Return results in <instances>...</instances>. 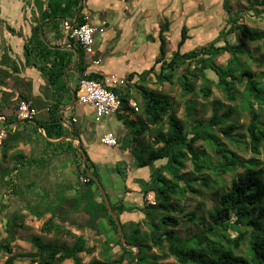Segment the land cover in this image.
<instances>
[{
  "label": "trees",
  "instance_id": "trees-1",
  "mask_svg": "<svg viewBox=\"0 0 264 264\" xmlns=\"http://www.w3.org/2000/svg\"><path fill=\"white\" fill-rule=\"evenodd\" d=\"M81 1L82 12L76 26L86 22L82 14L86 0H32L30 13L33 21L29 37L22 44L23 63L12 61L8 57L9 55L4 52L1 56L0 117L3 116L2 111L11 105L8 98L10 96L6 95L7 93H4L5 91L2 89L7 88L9 79L16 83L23 82V77L20 76L23 68H35L45 79L46 88L52 95L50 99L47 98L46 102L34 103L35 107L38 104L43 106L42 108L48 106L45 114L36 115L31 121L18 120L16 111L19 101H30L32 96L26 92L29 86L26 81L27 90L25 93H19V99L10 107L11 117L3 116L4 121L0 122V131L5 128L6 135L0 140V174L2 178L5 174L9 175V170H2L1 163L12 161L13 165L10 171H18L27 163L21 157L22 151L17 150L18 145L24 141L21 135L23 131H19V128L12 131L8 126L14 123L22 126V123H25L21 127L22 129L26 130L29 127L31 132L43 139L46 146H51L53 143L50 140H60L68 136L69 129L64 127L63 114L59 111L72 101L83 74L90 80L102 79L101 74L88 70L89 68L84 62V52L74 41H69L74 47L73 51L48 42L47 33L49 30L55 33L56 39L62 37V22L72 23ZM256 4L263 5L264 0H260ZM16 9V15L23 14L22 6H17ZM222 9L226 15L224 17L226 21L224 26L217 31L214 40L182 53L181 47L189 39L188 30L183 26L176 50L170 56H167L165 37L170 22L165 19L158 30V55L153 65L141 73H130L126 78L127 85L123 91L113 89L114 92L120 93L121 105L125 111L124 114L116 113V115L123 119V124L126 127L123 135L116 138V146L122 150H129L134 159H132V166L137 169L155 165L150 170L148 180L137 179L143 198L141 207L126 208L122 203L116 206L110 204L121 224L125 244L138 248L135 264H166L161 263L160 260L169 257L174 261L167 264H264L263 170L255 169L256 162L253 159L244 161L235 152L228 150L217 141L218 133L222 134L229 142L234 141L236 126L229 124L227 127L221 128L232 115V111L226 110L219 114L221 107L219 104H214L213 113L207 121H195L192 117L193 105H187L186 115L190 119V124L185 127L181 119L175 116L176 109L169 98L140 85L136 92L140 96V114L144 117V121L139 119L137 124L140 125L135 126L136 121L129 119L128 111L131 110L132 113H135L127 106L128 100L132 99L129 89L135 82L144 84L146 78L152 74L158 83L178 84L184 95L194 92V80L198 78L202 81L199 91L203 98H208L211 94L212 81L207 77V72L210 71L216 76L215 86L220 88L229 100L236 99V85L244 83L242 107L248 114V122L245 126V136L248 138L247 146L253 155L256 156L260 153V148L264 146V82L257 81L254 74L243 67L238 57L244 53L241 44H231L226 40V37L238 34L249 41H259L263 36L253 33L245 25L238 23L241 16L239 13L230 14L228 0H223ZM17 18L19 17L17 16ZM3 23L5 30L10 35L23 37L21 31ZM220 39H223L224 44L216 45ZM74 52L79 56L76 66L79 76L77 85L70 89L64 78L66 69L76 63L77 56L75 57ZM223 54H229L231 58L224 66L218 65L216 58ZM155 65H159L157 72L154 69ZM65 98L67 100L64 101ZM165 117L167 130L164 132L161 128ZM70 124L74 128L73 136L78 138L76 124L73 122ZM5 125L7 126L5 127ZM38 129L43 130L45 137L38 132ZM147 130H149V135L150 132H153L154 139L148 144L139 143L136 145L135 142L139 141V138ZM198 141L211 144L217 149L219 163L212 168L214 172L217 174L233 173L235 178L226 191L218 194L216 204L213 205L212 210L208 211L209 224L188 238L181 239L177 235L179 227L192 225L196 221L203 225V222L195 211L186 212L184 207L178 205V202L183 200L187 193L200 195L201 192L196 186L210 187L209 175H201L204 169H211L210 159L195 147ZM56 146L64 147V150L67 151L72 150L70 141L60 140ZM76 151L78 152V149ZM161 160H165V164L157 166L156 162ZM187 162L192 165V173L195 175L193 178H189L185 173H180ZM86 166L87 170L94 174L100 182L99 174L95 167L90 165L88 157ZM119 166L120 164L116 165L115 170L123 178V169ZM239 167L246 168L242 174H236ZM78 173L87 176L80 156ZM164 173L169 177H166ZM95 194L98 196L99 202L94 200ZM148 195L152 196L153 204H145ZM77 196V202L84 201L83 210L87 215L86 223L77 226L79 233L65 227L62 222L56 221L58 217L56 209H43L35 214L36 218L41 219L48 212L51 213L41 227L42 233L68 235L73 238V243L70 246H65L45 242L39 235L32 236L29 241L35 249V253L30 258V264H61L66 260H71L73 264H82L80 254L91 255L94 253V246L88 245L90 238L101 239L103 255L102 259H94L88 264H121L124 258L128 259L127 264H131L134 251L120 243L117 225L108 213L94 180L89 177V182L84 185L83 190L79 191ZM134 211L143 215L140 221H121L120 216L124 212ZM99 219L106 221L109 230L98 229L96 222ZM15 221L16 217L11 222L15 224ZM141 223L147 226L148 232L141 231ZM113 237L115 240L112 239ZM245 243V253L236 254L235 252L241 251V247ZM152 247L161 252L162 256L149 255ZM116 248L121 250V255L119 258L113 259ZM0 249L10 255L9 247L0 246ZM13 261L14 257L9 256L5 264H13Z\"/></svg>",
  "mask_w": 264,
  "mask_h": 264
},
{
  "label": "rangeland",
  "instance_id": "rangeland-1",
  "mask_svg": "<svg viewBox=\"0 0 264 264\" xmlns=\"http://www.w3.org/2000/svg\"><path fill=\"white\" fill-rule=\"evenodd\" d=\"M259 1L260 0H228V6L230 8L229 12L231 15L234 13L240 14L241 19L238 22L239 24L245 25L247 28L252 30L253 33L261 35L263 36V38L259 41H249L243 38L241 35L235 34L227 36L226 40L231 44H241L244 53L238 55V57L240 62L243 64V67L252 72L257 81L264 82V4H256ZM222 3L223 0H149L148 3L139 1L138 9H147V13L142 14L145 16V18L143 17L140 22L135 23L134 29L131 30L130 28H128L127 22L124 23V27H121V32L123 34L121 38H123L124 40V42L121 41L122 47H124V43H129L131 51L129 52V54L126 51V48L125 50L124 48L120 50V53H118L119 57H116V60H118V67L135 68L144 64V67L141 69L142 71L144 68H146L147 64L150 61L151 62L148 66V69L153 65L155 59L152 60V58L157 57L158 55V30L165 19L170 22L169 29L165 36L167 40V56H170L172 52L176 50V44L180 38V31L183 26H185L188 30L189 39L181 47L180 51L182 53L198 46L208 44L210 41L216 38L217 31L220 30L221 27H223L225 24L226 20L224 17L226 15L224 14V11L222 9ZM18 4L19 7L22 6V15H24H21V17L18 16L19 18H17L16 15V8ZM30 6L32 7V0H0V20L2 21H0V61L1 56H3L2 54L4 52L5 54L9 55L8 57L12 61H17L20 64L23 63V50L20 49L25 39L29 37V30L33 21L30 13ZM138 14L139 13H136L135 17H138ZM142 15L140 16L142 17ZM9 18L11 20L10 24L12 25V27H14V29L17 31L22 32V38L16 37L15 35L12 36L5 30L3 22L7 23L6 19L9 21ZM148 23H151V25ZM110 24H112V22ZM108 33L109 31H107V34ZM99 36L100 35L95 34L94 40ZM223 44V39H220L216 43V45L219 46ZM113 45L114 43L111 46ZM121 58H124V61L121 60ZM230 58L231 55L223 54L216 58V63L218 65L224 66ZM21 60L23 61L20 62ZM158 67L159 65H155L154 67L156 72L158 70ZM139 69L137 70L139 71ZM108 70L113 71L112 68ZM207 77L212 81L210 85L211 94L208 98L202 97V94L199 91L202 81L198 78L194 80V92L186 93L184 95L182 94L181 87L178 84H168L166 82L158 83L157 81H155V77L152 74H150L146 78L144 84L138 81L135 82L130 86L129 93L132 99L137 103L139 111L136 113L129 112V119L136 121L135 126L140 125L139 123L137 124V121H139V119L140 121H144V117L140 114V96L136 92V90L138 89L137 87L140 85H143L150 91L159 93L160 95L169 98L176 109L175 116L181 119L185 127L190 124V119L186 115L187 105H193L192 117L195 121H207L213 113V105L219 104L221 107V109L219 110V114H222L226 110L232 111V115L229 119L226 120L221 128L227 127L229 124H233L236 126V129L234 131L235 134L233 142H229L224 138L222 134L219 133L217 134V141L228 150L235 152L240 157V159L244 161L253 159L256 162L255 169L263 170L264 178V146L260 148V153L256 156L250 152L247 146L248 138L245 136V126L248 122V114L242 107L244 103V97L242 96L244 83L236 85V99L229 100L226 97V94H224V92L220 88H217L215 86V83L217 81L216 76L212 72L208 71ZM26 79V77L23 78V82L21 83H16L9 79L7 81V88L2 89L5 91L4 93H7L6 95L10 96L8 98L11 105H13L15 101L19 99V93H25V91L27 90V87H25ZM44 96L46 100H48L47 98H50L48 97V95ZM255 107H257V104H255ZM7 109L9 110L10 107H8ZM108 120H110L109 123H107ZM95 124L102 125V127L99 126L100 132H111L116 138L118 136L121 137L123 135V132L125 131V125L123 124V121L121 119H117L116 115L104 117L100 119V121H96ZM161 129L164 132L167 130L166 117L164 118ZM153 135V132H150L149 135V130H147L145 134L139 138V141L135 142V144H148L154 139ZM42 143H44L43 139ZM93 145L95 146L97 144L93 143ZM101 147V150L99 151L100 153H98V157L101 159L98 161V164L100 169H102V184L105 188H111L112 185L117 194H120L123 190L118 189L119 184H117L114 179V171H112L114 167H112V163L115 160H121L122 162H120L119 167L123 169V166L128 163V161L126 160L127 154L124 153V151L119 150L117 146L113 148L104 146ZM195 147L198 148L203 153V155L210 159L211 169H204L201 175H209L211 181L209 188L196 186L197 189H199V191L201 192L200 195L187 193L185 194L184 199L178 202V205L184 207V210L186 212L195 211L198 217L203 222V225L199 224V222L196 221V223L192 225L189 224L186 227H179L177 229V235L181 239L188 238L192 234L204 229L205 226L209 224L207 218L208 211L212 210L213 205L216 204L218 194L226 191L229 188L231 181L235 178V174L233 173L217 174L214 172L212 168L217 166L219 163V153L213 145L203 141H198L195 144ZM80 148L82 150L81 145ZM76 149H78V146L77 148H72V150L68 151H72V153H74V159L77 162L75 183L77 186H79L81 184L79 183L80 175L78 173V165L79 156L81 157L82 163V156L81 151L78 149L77 152ZM20 151H22L21 157L24 160V150L21 149ZM41 158L42 157H38L37 160L41 161ZM165 162V160H161L156 162V165L162 166L165 164ZM12 165L13 162L10 160L6 161L5 163H1L2 170H9V175L5 174V176L2 178L0 174V221L2 220V223L7 226L6 228H4V226L2 225L3 230H0V246L9 247L11 252L9 255L2 249H0V264H5V261L9 256L14 257L13 264H30V258H32V255L35 253V249L32 247L29 241L32 236L39 235L45 242H51L65 246H70L73 243V238L68 235L42 233L41 227L43 223L49 218L47 215L49 212L44 215L43 218L36 219L35 214L43 210L41 209V204L38 205V202L41 201L42 197L31 195L30 198H27L16 195V180L18 177H20V175H18L19 170L10 171ZM154 166L149 165L140 170L132 169L131 174L138 175L140 177H143L145 174L149 175L150 170H152ZM245 169L246 168L244 167H239L236 170V174H242ZM35 173L37 174L38 172L35 170ZM180 173H185L189 178H193L195 176L192 173V165L190 162L186 163L185 168L181 170ZM164 175L166 177H169V175L166 173H164ZM123 178L121 180L126 181L125 177ZM127 184L128 182H125V184L123 182V185L127 186ZM76 197L78 196H75L72 200H70L69 204L66 207L57 209L56 214H58L57 220L64 223L63 225L65 227L72 229L75 233H79V231H77V226L84 225V223H86V221L84 220V215L86 213L83 210L85 205L84 201L77 202ZM45 198L46 197H44L43 199ZM152 200V197L151 200L146 199L145 204L151 203L150 201ZM5 203H7L8 206L6 209L7 212H5ZM45 209H48V206H46ZM14 217H16L15 224L11 222ZM16 224L18 229L16 228ZM96 226L98 227L97 223ZM141 231L148 232L147 226L143 223H141ZM112 239L115 240V237H113ZM100 240L101 239L99 238H90L88 240V245L94 246V253H92L91 255H87L85 253L80 254L79 256L81 257L82 264H88L94 259H102L103 246L101 245ZM132 250L135 253V249ZM245 250L246 243L241 247V251L235 253H245ZM154 254L162 256L161 252H159L155 247H152L149 255ZM120 255L121 250L116 248L113 259L119 258ZM173 261L174 260L171 257L165 259L163 258L162 260H160L161 263L166 264ZM127 263L128 259L124 258L121 264ZM61 264H73V262L71 260H66Z\"/></svg>",
  "mask_w": 264,
  "mask_h": 264
},
{
  "label": "crops",
  "instance_id": "crops-1",
  "mask_svg": "<svg viewBox=\"0 0 264 264\" xmlns=\"http://www.w3.org/2000/svg\"><path fill=\"white\" fill-rule=\"evenodd\" d=\"M139 1H143L148 3L149 0H86L85 2V9H83V15L86 19V22L90 24L94 28H102V32H96L95 34L100 35L98 38L94 40V50L96 52L97 57L100 59V63L98 65H89L88 60L84 55V62L86 66H88V70L92 72H96L102 75V78H107L110 75H115L116 77L123 78L125 80L126 76H128L132 72L141 73L144 70L148 69L150 62L147 64L146 68L142 71L141 69L144 67V64L135 67V68H122L118 67V60L116 57L122 48H126V51L129 53L131 47L129 43H124V47H122V42H124L123 38H121L122 28L125 26V22H127L128 28L131 30L134 29V24L140 22L141 19L145 16L142 14H146L147 9H138L139 8ZM159 1V0H157ZM19 7V4H18ZM20 10V9H19ZM82 12V11H81ZM136 13L138 17H135ZM142 15V17L140 16ZM17 16L21 17V14ZM16 20V19H14ZM7 24L12 27L9 21L6 19ZM74 21V19H73ZM72 21V23H73ZM112 22V24H110ZM69 23V24H72ZM147 23V22H146ZM151 25V23H148ZM151 27V26H150ZM14 28V27H13ZM107 31L109 33L107 34ZM94 34V35H95ZM105 35V36H104ZM61 38L56 39L55 33L51 30L47 33L48 42L52 45H60V47L66 50H74V47L71 46L70 40L66 39L64 36V32L61 29ZM125 37V36H123ZM117 39V40H116ZM122 41V42H121ZM114 43L113 46H111ZM116 47V48H114ZM22 50V45L21 49ZM123 52V51H121ZM76 63L71 67L77 66L78 64V54L76 52ZM130 54V53H129ZM74 57V58H75ZM156 57L152 58L155 59ZM124 61V58H121ZM21 60L20 62H22ZM141 67V68H140ZM67 68V69H69ZM112 68L113 71L108 69ZM140 68V69H139ZM66 69V70H67ZM139 69V71L137 70ZM21 76L23 78H27L29 86L26 92L31 94L30 102L35 103H43L46 102V98L44 95H48V97H52L50 90L46 88L45 79L42 75L35 69V68H23ZM79 74L76 72V67L68 71L65 75L64 80L67 82V85L70 89H73L77 85ZM135 80V79H134ZM74 95V94H73ZM11 99V98H10ZM50 99V98H49ZM8 100V99H7ZM67 100L66 98L64 101ZM73 100V99H72ZM72 101L69 104L63 106L59 112L63 114V125L64 127L69 129L72 128L71 136L74 138V141H70L72 148H77L76 140L80 141V145L82 150L86 154V156L90 159V165H93L97 170L100 178V183L105 194L108 196V201L110 204L116 206L119 203L124 204L126 208L128 207H141L142 206V194L140 193V187L137 183V179L148 180L149 175L145 174L143 177L138 175L131 174V170H140L132 166V156L129 153L128 149H118L124 151L127 154L125 166H123V174L126 181L121 180V176L116 172L115 166L119 165L121 160H115L112 164V171H114V179L117 184H119L118 189L123 190L120 194H117L114 187L111 185V188H105L102 184V169H100L98 161L101 159L98 157V153L101 150V145L99 143V135L104 134L105 132H100L99 128L102 127L100 124H95L94 120V112L92 107L88 105H82L77 102L73 106H71ZM13 105H10L12 107ZM33 107L37 110V116L46 113V108L48 106H41L40 104L36 105L33 104ZM2 115L7 117H11L12 110L11 109H4L2 111ZM116 115V114H114ZM1 116V117H3ZM111 116V115H110ZM109 117V116H108ZM117 119H121L116 115ZM75 119L74 122L77 127V134L79 135L78 138L73 136V127L70 124L72 120ZM2 121V120H1ZM4 121V120H3ZM110 120L107 121L109 123ZM22 126H18V124L14 123L11 124V130L15 131L19 128L21 135L24 139L22 143L19 144L17 150H24L23 158L27 163L19 170L18 175L20 177L16 180V195H20L23 197L30 198L31 195H36L42 197L41 201L38 202V205L41 204V209H45L48 206V209H62L69 204V201L72 200L75 196H77L78 192L83 190L84 185L77 186L75 183L76 180V160L74 159V153L72 151L64 150V147L56 146L57 143L61 141H69V140H50L53 144L51 146H46L42 143V138L36 135L34 132L30 131V128L27 127L26 130L22 129ZM7 125H5L6 127ZM100 126V127H99ZM29 130V131H27ZM42 130V129H41ZM43 131V130H42ZM126 131V127H125ZM124 131V132H125ZM38 132L45 137L44 132L38 129ZM68 132V134H69ZM123 132V133H124ZM111 133V132H106ZM97 144V145H93ZM101 147V148H100ZM106 147V146H104ZM100 148V149H99ZM76 153V152H75ZM116 156V154H115ZM126 156V155H125ZM38 157H42L41 161H38ZM35 159V160H34ZM87 159V158H86ZM103 160V159H102ZM35 170L38 172L35 173ZM40 170V172H39ZM123 182L127 184V186L123 185ZM46 197L45 199H43ZM151 195H148L147 198L151 199ZM146 198V199H147ZM94 200L99 202L98 196L95 194ZM5 212L7 209V203H5ZM39 206V207H40ZM82 208V206H81ZM29 209V208H28ZM51 213H48V217H50ZM87 215H84V220L87 221ZM143 215L139 212H124L120 219L121 221H140ZM21 218V217H20ZM22 219V218H21ZM20 219V220H21ZM37 219V218H36ZM56 221H58L56 219ZM59 223V222H58ZM98 224V229L102 230H109L107 227L106 221L104 219H99L96 222ZM18 224V223H17ZM16 224V228H17ZM64 224V223H63ZM67 224V223H65ZM6 228L7 226L0 221V230H3V227ZM18 229V228H17ZM109 236V235H108ZM112 237V236H111Z\"/></svg>",
  "mask_w": 264,
  "mask_h": 264
},
{
  "label": "built area",
  "instance_id": "built-area-1",
  "mask_svg": "<svg viewBox=\"0 0 264 264\" xmlns=\"http://www.w3.org/2000/svg\"><path fill=\"white\" fill-rule=\"evenodd\" d=\"M67 21L62 22V30L64 36L68 40L74 41L78 44L85 57L88 60L89 65H98L100 59L97 57L94 50V34L96 32H102V28H94L87 22L80 26L73 27L70 26ZM127 82L123 78L116 77L115 75H110L99 80H90L85 77L80 79L76 91V102L82 105H88L92 107L94 112L95 121H100L104 117L114 115L116 113L124 114L125 111L122 108L120 93L114 92L113 89L117 91H123L126 87ZM127 106L132 109L135 113L139 111L137 103L133 99H129ZM48 108H46V111ZM128 112H131L129 110ZM132 113V112H131ZM37 115V110L33 107L32 102L26 100H20L17 105L16 116L20 121H31ZM4 120V117H0V122ZM76 120L73 119L74 123ZM12 125L8 126L11 128ZM41 133L43 131L39 129ZM6 135L5 128L0 131V140ZM99 143L108 148H113L117 145V139L112 133H104L99 135ZM89 182V176L80 175L79 183L85 185ZM149 199V198H147ZM151 200V199H150ZM152 204L153 202L150 201Z\"/></svg>",
  "mask_w": 264,
  "mask_h": 264
},
{
  "label": "water",
  "instance_id": "water-1",
  "mask_svg": "<svg viewBox=\"0 0 264 264\" xmlns=\"http://www.w3.org/2000/svg\"><path fill=\"white\" fill-rule=\"evenodd\" d=\"M81 4H82V1H81ZM81 7H82V6L80 5V7H79V9H78V11H77V13H76V15H75V17H74V21H73V23L70 25L71 27H73L75 24H77V22H78V17H79V15H80L81 11H82V8H81ZM78 61H79V56H78ZM75 67H76V65H75L74 67H71V68L67 69V70L65 71V75L67 74L68 71L73 70ZM75 102H76V96H75V94H74V95H73V100H72V104H71V106H73V105L75 104ZM71 130H72V128L70 127V132H69L68 136L65 137V138H63V139H67V140H69V141H74V140H75V139L72 138V136H71ZM76 142H77L78 149L81 151L82 165H83L84 169H85L86 172H87V176H89L91 179L94 180V182H95V184H96V187H97V190H98V192H99V194H100V196H101V198H102V200H103V202H104V204H105V206H106V209L108 210V213L110 214V216L112 217V219L115 221V223H116V225H117V228H118V235H119L120 243H121L122 246H124V247H128V248H131V249H135V253H134L133 259H132V261H131V264H135V262H136V257H137V254H138V248L134 247L133 245H127V244H125V241H124V238H123V232H122V228H121V224H120V222H119V219H118V217L115 215V213L112 211L111 206H110V203H109L108 198H107V195L105 194V192H104V190H103V188H102V185H101V183L99 182L98 178H97L94 174H92L91 172H89V171L87 170V166H86V158H87V156H86V154H85V153L81 150V148H80V141H79V140H76Z\"/></svg>",
  "mask_w": 264,
  "mask_h": 264
},
{
  "label": "bare ground",
  "instance_id": "bare-ground-1",
  "mask_svg": "<svg viewBox=\"0 0 264 264\" xmlns=\"http://www.w3.org/2000/svg\"><path fill=\"white\" fill-rule=\"evenodd\" d=\"M72 131V130H71Z\"/></svg>",
  "mask_w": 264,
  "mask_h": 264
}]
</instances>
